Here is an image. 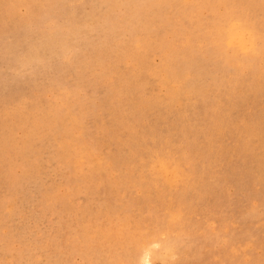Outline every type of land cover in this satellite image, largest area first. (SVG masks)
I'll use <instances>...</instances> for the list:
<instances>
[{
    "label": "rangeland",
    "instance_id": "374dc122",
    "mask_svg": "<svg viewBox=\"0 0 264 264\" xmlns=\"http://www.w3.org/2000/svg\"><path fill=\"white\" fill-rule=\"evenodd\" d=\"M0 264H264V0H0Z\"/></svg>",
    "mask_w": 264,
    "mask_h": 264
},
{
    "label": "bare ground",
    "instance_id": "6f19581e",
    "mask_svg": "<svg viewBox=\"0 0 264 264\" xmlns=\"http://www.w3.org/2000/svg\"><path fill=\"white\" fill-rule=\"evenodd\" d=\"M205 3V2H204ZM207 4V3H206ZM235 14V13H234ZM237 14V13H236ZM216 27V26H215ZM215 27H213V28H215Z\"/></svg>",
    "mask_w": 264,
    "mask_h": 264
}]
</instances>
